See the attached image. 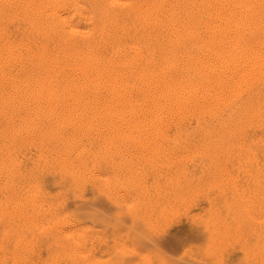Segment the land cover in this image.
Returning a JSON list of instances; mask_svg holds the SVG:
<instances>
[{
  "label": "bare ground",
  "instance_id": "6f19581e",
  "mask_svg": "<svg viewBox=\"0 0 264 264\" xmlns=\"http://www.w3.org/2000/svg\"><path fill=\"white\" fill-rule=\"evenodd\" d=\"M0 264H264V0H0Z\"/></svg>",
  "mask_w": 264,
  "mask_h": 264
},
{
  "label": "rangeland",
  "instance_id": "374dc122",
  "mask_svg": "<svg viewBox=\"0 0 264 264\" xmlns=\"http://www.w3.org/2000/svg\"><path fill=\"white\" fill-rule=\"evenodd\" d=\"M181 226V227H180ZM179 227V228H178ZM178 227H174L171 229L170 232H176L177 230H182L183 229V226L182 225H179ZM177 228V229H176ZM173 230V231H172Z\"/></svg>",
  "mask_w": 264,
  "mask_h": 264
}]
</instances>
